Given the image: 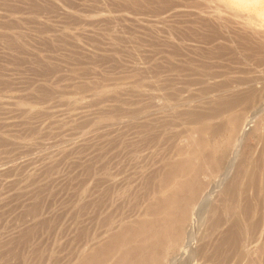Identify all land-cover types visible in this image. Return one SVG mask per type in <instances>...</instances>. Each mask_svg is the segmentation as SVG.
<instances>
[{"label": "rangeland", "instance_id": "obj_1", "mask_svg": "<svg viewBox=\"0 0 264 264\" xmlns=\"http://www.w3.org/2000/svg\"><path fill=\"white\" fill-rule=\"evenodd\" d=\"M234 81L264 84V0H0V264L91 263L93 241L75 235L89 226L79 191L98 146L133 122L127 110ZM246 115L234 164L255 147L264 99ZM222 185L203 204L218 205ZM262 250L247 246L243 264ZM106 251L103 264H121Z\"/></svg>", "mask_w": 264, "mask_h": 264}, {"label": "bare ground", "instance_id": "obj_2", "mask_svg": "<svg viewBox=\"0 0 264 264\" xmlns=\"http://www.w3.org/2000/svg\"><path fill=\"white\" fill-rule=\"evenodd\" d=\"M241 84L125 112L133 122L98 146L95 173L81 182L78 215L89 226L80 225L75 239L94 242L84 255L92 261L84 264H103L99 254L106 248L121 264H243L246 247L259 239L264 264V117L253 133L255 147L234 164L252 118L246 111L264 99V84L238 89ZM219 173L200 197L208 185L203 178ZM220 185L219 204H203ZM200 228L206 240L194 247Z\"/></svg>", "mask_w": 264, "mask_h": 264}]
</instances>
